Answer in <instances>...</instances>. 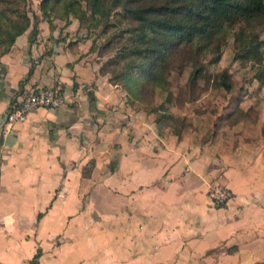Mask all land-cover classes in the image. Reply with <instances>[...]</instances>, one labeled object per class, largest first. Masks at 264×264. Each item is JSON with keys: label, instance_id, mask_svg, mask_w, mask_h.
<instances>
[{"label": "crops", "instance_id": "0c3cea01", "mask_svg": "<svg viewBox=\"0 0 264 264\" xmlns=\"http://www.w3.org/2000/svg\"><path fill=\"white\" fill-rule=\"evenodd\" d=\"M54 23L0 41V264H264V131L161 130ZM41 86L66 103L2 121Z\"/></svg>", "mask_w": 264, "mask_h": 264}, {"label": "rangeland", "instance_id": "374dc122", "mask_svg": "<svg viewBox=\"0 0 264 264\" xmlns=\"http://www.w3.org/2000/svg\"><path fill=\"white\" fill-rule=\"evenodd\" d=\"M42 0H16L9 4L10 10L16 13L18 21L24 26H38L42 21L45 26L64 27L69 25L67 37L77 38L89 51L97 56L98 51L109 41L114 31H119L125 23L118 15L111 12L108 18L102 19L99 25H91L92 16L84 1L76 14H70L68 21L58 20L50 13L41 10ZM264 10V0L262 3ZM119 7H116V11ZM106 23L113 25L108 30ZM227 26V25H226ZM216 33V40L221 42L218 59L213 60L216 52H207L200 59L204 64L201 75L193 83L190 74L196 61L195 51L202 46L198 37L186 45H181L179 58L180 68L169 75L154 72L158 85L153 94L144 100L134 101L133 105L140 109H152L149 113L155 118L158 114L169 113L171 117H161L159 128L191 141L211 142L219 136L223 139L258 138L257 133L264 131V26H252L255 32L247 45L234 40L237 25L227 26ZM91 52V51H90ZM115 52L107 50L100 56L103 62ZM226 70L231 87L229 90L216 84L218 74ZM108 76V75H107ZM131 102L128 101L130 106ZM140 106V107H139ZM176 135V136H177Z\"/></svg>", "mask_w": 264, "mask_h": 264}, {"label": "trees", "instance_id": "16d2710c", "mask_svg": "<svg viewBox=\"0 0 264 264\" xmlns=\"http://www.w3.org/2000/svg\"><path fill=\"white\" fill-rule=\"evenodd\" d=\"M14 1L0 0L1 43L13 42L25 29L9 8ZM81 1L89 7L91 25H99L112 11L125 23L121 30L113 32L97 55L100 57L107 50L115 49L112 56L101 62L99 72L108 75L109 82L120 85L132 105L153 94V88L158 85L154 77L156 70L169 75L180 68L177 55L181 54V45L195 37L202 42L195 51V68L190 74L194 83L204 67L200 62L204 54L216 52L209 62L219 57L221 42L216 40V33L226 25H237L234 40L247 45L255 34L252 26L258 23L264 26L263 0H42L41 10L44 14L51 11L56 19L67 22L70 14L78 12ZM104 27L108 30L114 26L106 23ZM93 48L92 45L89 52H93ZM216 84L230 89L226 70L218 74ZM143 109L154 113L152 109ZM163 116L171 117V114L162 112L154 121L159 124Z\"/></svg>", "mask_w": 264, "mask_h": 264}, {"label": "built area", "instance_id": "2783aa9c", "mask_svg": "<svg viewBox=\"0 0 264 264\" xmlns=\"http://www.w3.org/2000/svg\"><path fill=\"white\" fill-rule=\"evenodd\" d=\"M66 103V96L60 86H41L25 93L4 115L2 121L11 123L25 118L26 114L38 107L57 108ZM208 196L216 203H226L232 196L231 190L220 182H212Z\"/></svg>", "mask_w": 264, "mask_h": 264}]
</instances>
